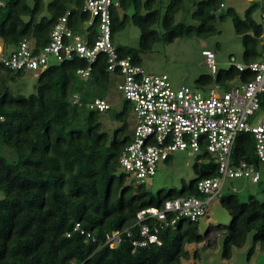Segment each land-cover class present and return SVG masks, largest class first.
<instances>
[{
  "label": "trees",
  "instance_id": "trees-1",
  "mask_svg": "<svg viewBox=\"0 0 264 264\" xmlns=\"http://www.w3.org/2000/svg\"><path fill=\"white\" fill-rule=\"evenodd\" d=\"M2 1L0 47L7 52L25 38L34 41L36 52L41 50L67 9L71 11V28L87 29L90 41L98 34L97 18L84 25L89 15L82 11L83 0ZM117 1L119 7H110L111 39L114 43V35L129 20L136 24L140 29L138 48L114 43L120 56L130 55L136 64L139 52L150 49L159 33L165 41L187 35L206 37L215 33L217 19L227 16L243 43L241 61L249 63L261 57L263 25L253 17L259 13V1L252 2L241 17L233 7L221 11L225 0H197L188 23L176 20L183 0H168L164 6L161 2L159 7L157 0ZM86 66L87 61L77 56L50 64L37 76L36 90L29 96L14 95L8 86L24 70L0 66V150L11 153V160L0 154V264H180L190 257L187 244H211L217 235L222 236L221 255L229 259L233 247L243 246L250 232L248 256L257 242L264 245V199L248 194L247 200H240L238 188H228L219 199L230 216L227 224L209 225L201 233L199 220L178 217L172 227H159L160 244L148 243L133 250L132 240L139 229L137 212L161 207L165 200L178 196H200L197 182L216 176L217 164L212 154L202 150L198 154L203 160L193 163L195 177L188 184L155 194L144 182L135 183L119 172V155L131 140L127 123L131 104L125 101L122 111L115 114L121 121L119 127L112 132L102 130V112L87 104L104 98L115 77L107 69L106 54L98 55L88 76L82 78L76 71ZM250 77L251 73L230 66L214 76H201L198 82L227 86L231 80ZM254 144L252 133L238 134L233 161L246 160L259 168ZM75 223L96 241L74 231ZM125 228L131 235H122L119 245L103 244L107 232ZM193 256H198L197 251Z\"/></svg>",
  "mask_w": 264,
  "mask_h": 264
},
{
  "label": "built area",
  "instance_id": "built-area-1",
  "mask_svg": "<svg viewBox=\"0 0 264 264\" xmlns=\"http://www.w3.org/2000/svg\"><path fill=\"white\" fill-rule=\"evenodd\" d=\"M259 2V21L263 25L259 36L261 57L249 63L236 62L234 56L229 57L231 66L251 73V77L227 86L214 83L205 91L186 85L173 87L166 74H148L130 55H119L111 39L110 7H119L117 0H83L82 11L89 15L87 24L98 19V34L92 41L88 39L87 29L79 31L69 26L71 11L67 9L51 29L48 44L38 52L34 41L26 38L12 51L0 47V66L30 70L36 76L52 63L77 56L87 61L86 67L76 71L86 78L92 62L98 55L106 54L107 69L119 78L116 87L131 104L135 116L131 140L118 158L119 168L135 183L153 176L158 161L167 159L174 151L188 150L193 155L205 150L213 155L218 174L197 182L200 196H178L165 200L161 207L149 206L137 212L139 229L138 237L132 240L133 250L148 243L160 244L159 227H172L178 217L197 221L205 216L214 199H220L227 190H223L226 179L245 178L257 182L261 178L253 162L235 163L232 159L238 134L250 132L255 141L254 153L259 163H264V113L257 124L251 123L257 111L264 112V0ZM2 5L4 2L0 0ZM201 54L214 76L219 70L215 50L202 49ZM87 106L100 112L110 108L105 98H96ZM228 188L237 190L235 185ZM73 230L96 241L79 223H75ZM124 234L131 235L129 228L111 230L104 235L103 244L116 247Z\"/></svg>",
  "mask_w": 264,
  "mask_h": 264
},
{
  "label": "rangeland",
  "instance_id": "rangeland-1",
  "mask_svg": "<svg viewBox=\"0 0 264 264\" xmlns=\"http://www.w3.org/2000/svg\"><path fill=\"white\" fill-rule=\"evenodd\" d=\"M45 3L51 0H43ZM158 7L162 2L164 6L168 0H157ZM183 9L176 16V20L189 22L191 9L197 0H183ZM259 0H225V7L221 11L225 12L228 7H233L237 14L243 17L244 10L252 3ZM32 4V0H28ZM162 8V7H161ZM256 21H259V13L253 14ZM191 21V20H190ZM85 26L87 25L84 24ZM159 24H157L158 26ZM157 30L160 26L156 27ZM140 41V29L130 20L125 26L114 35V43L126 47L138 48ZM215 50V62L218 69H228L231 64L229 57L232 55L236 62H241L243 54V43L241 37L236 33L230 16L223 20L217 19L216 31L206 37L203 36H179L170 41H165L161 33L152 47L143 52H139L138 64L148 74H166L173 87L181 85L189 86L193 89L205 91L210 85L200 84L198 79L204 75H210V68L201 54L202 49ZM115 77V76H114ZM37 76L30 70L24 71L21 75L8 82V86L14 95L29 96L36 90ZM119 78H115L108 88L105 89L104 98L110 105V108L102 111L100 122L102 130L112 132L120 126L121 121L115 118V114L122 111L125 99L117 89L116 83ZM237 80L227 82V85H233ZM263 111H257L251 119L252 124H257L263 115ZM128 132L132 136L135 116L131 106L127 117ZM8 160H11L10 150H0ZM199 154L190 155L188 150L174 151L170 157L165 160H159L156 166V172L153 176L144 180L145 187L152 193L158 190L167 191L169 189L179 190L183 184H188L195 177L193 163L202 161ZM261 179L258 183L251 182L245 178L226 179L224 191L233 183L237 186V195L240 200H247L248 194H253L258 199H264V163L259 164ZM119 172H124L122 168ZM3 194L0 192V198ZM230 216L226 209L221 205L218 198L209 205L205 216L199 219V229L204 233L209 225L227 224ZM252 246V232L246 236L245 243L241 247H233L229 259L223 258L222 236L217 235L212 239L211 244L205 241L200 243H189L186 249L190 252L188 259H182L180 264H264V245L257 242L253 252L248 256V251ZM197 251L198 256L193 253Z\"/></svg>",
  "mask_w": 264,
  "mask_h": 264
}]
</instances>
